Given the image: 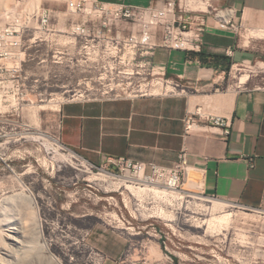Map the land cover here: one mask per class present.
<instances>
[{"label": "rangeland", "instance_id": "1", "mask_svg": "<svg viewBox=\"0 0 264 264\" xmlns=\"http://www.w3.org/2000/svg\"><path fill=\"white\" fill-rule=\"evenodd\" d=\"M112 1L0 0V27L11 22L24 24L27 11L42 8L52 12V26L56 30L52 35H42L48 40L43 46L27 51V62L19 76L13 78L7 74L1 79L0 251L3 252L7 230L12 227L21 229L25 225L26 230L21 229L26 234L25 242L15 248L14 259L6 258L9 264H104L105 253L93 245V238L99 234L128 238V252L138 251L152 264L155 261L162 263L166 260L159 245L149 241L148 232L156 228L161 245L172 257L171 264H264V208L226 203L206 197L201 189H188L186 184L192 170L189 166L179 188L173 190L178 193L174 194L165 186L147 187L128 181L120 177L119 168L109 162L110 159L96 166L62 145L59 138L60 111L64 103L72 101L73 94L65 93L61 85L78 90L100 87L97 74L91 81L85 72L86 66L71 69L72 59H80V56L70 44L75 43V39L66 31L72 23H81L85 18L71 14L68 5L71 2L93 5ZM169 1L176 3V17L186 20L207 11L219 0H153V5L163 9ZM95 24L97 26L99 22L95 20ZM113 27L112 32L119 31L123 36L132 33L131 26L126 23ZM247 29L242 31L246 40L253 37L264 41V33L260 31L263 28ZM110 46L113 51L112 44ZM56 50L65 52L61 64L53 61L52 53ZM47 53L51 58L43 63ZM97 55L99 52L93 54L94 60ZM12 65L13 62L8 64ZM251 72L234 70L229 84L241 83L240 79L245 75L264 77V70L258 67ZM156 82L159 85L151 90L148 88L149 95L135 96L132 90L138 89L140 84L135 78L122 85L107 78L103 83L121 94L120 99L88 100L91 97L84 95L75 101L112 102L169 95L180 90L164 85L161 79ZM143 84L145 90L147 83ZM55 140L60 142L59 146ZM178 162L165 169L174 171ZM198 176L197 173L191 179L200 183ZM126 184L137 189L147 188V191H129ZM160 190H165L166 195ZM134 195L140 196L142 202ZM204 200L226 206L224 211L234 214L232 227L222 228L220 232L208 231L207 225L197 228L198 219H210L213 214L211 204Z\"/></svg>", "mask_w": 264, "mask_h": 264}, {"label": "crops", "instance_id": "2", "mask_svg": "<svg viewBox=\"0 0 264 264\" xmlns=\"http://www.w3.org/2000/svg\"><path fill=\"white\" fill-rule=\"evenodd\" d=\"M110 4L148 7L153 0H113ZM229 6L238 11L243 30L264 29V0H219L214 7ZM152 62L169 82L180 85L177 93L112 102H66L60 111L62 145L96 166L107 159L124 158L171 168L186 153L188 166L199 174L203 195L264 208V77L250 75L245 82L229 84L234 70H264L263 39L246 40L242 32L222 31L207 16L201 53L158 49ZM242 65L246 68L238 70ZM215 119L223 125H215ZM148 234L166 260L155 263L171 264L157 229ZM128 241L99 234L93 245L105 253L104 264H152L146 255L128 252Z\"/></svg>", "mask_w": 264, "mask_h": 264}, {"label": "built area", "instance_id": "3", "mask_svg": "<svg viewBox=\"0 0 264 264\" xmlns=\"http://www.w3.org/2000/svg\"><path fill=\"white\" fill-rule=\"evenodd\" d=\"M175 8L174 1H169L163 9L154 5L136 7L110 3L93 5L69 3L68 10L71 14L83 15L85 18L81 23H72L66 31L69 37L75 39V43L70 44L75 46L80 56V59H72L71 69L74 70L75 66H86L85 72L90 75L91 81L96 78L97 74V82L100 87L103 86V89L87 87L84 90H78L69 88L68 85H61L64 92L73 94L72 101L84 95L91 97L88 100L120 99L121 94L103 83L107 78L118 81L120 85L126 80L135 78L140 82L138 89L132 90L135 96L149 95L148 88L151 90L153 86L159 85L156 79L163 80L164 85L177 90L180 85L169 82L166 75L161 74V71L153 65L152 58L158 49L190 54L201 53L203 34L207 29V16H212L215 25L222 31L235 33L243 31L238 11L234 7L219 8L210 5L207 11L200 12L189 21L182 17L177 18ZM88 18H91V21ZM52 19L53 15L50 10L37 8L27 11V22L24 24L11 22L0 27V84H3L1 79L4 75L8 74L13 78L20 75L23 64L27 62L26 56L29 49L41 47L43 43L48 42L47 39L42 38V35L56 32L52 26ZM95 20L99 22L97 26ZM119 23L130 25L132 33L123 36L119 31L112 32L114 31L113 26H118ZM260 31L264 33V29ZM28 37L32 38L28 39ZM110 44H112L113 51H111ZM97 52L99 55L94 60L93 54ZM52 54L54 63L61 64L65 52L56 50ZM227 54L230 57L233 56L232 51H228ZM50 58L51 56L47 53L42 62L47 63ZM10 61L13 62L12 66H8ZM100 63H103V66H100ZM237 68L240 70L246 67L242 65ZM143 83H147L145 90L142 88ZM14 89L13 83L12 90ZM214 123L217 126L223 125L221 119H215ZM109 162L118 167L121 173V176L111 174L114 177L120 176L140 185L165 186L170 190L179 188L188 166L186 153L180 156L174 171L158 165L134 163L124 158L110 159ZM91 168L93 169L94 166Z\"/></svg>", "mask_w": 264, "mask_h": 264}, {"label": "bare ground", "instance_id": "4", "mask_svg": "<svg viewBox=\"0 0 264 264\" xmlns=\"http://www.w3.org/2000/svg\"><path fill=\"white\" fill-rule=\"evenodd\" d=\"M248 78H249V76L245 75V76H243V78H241V81L245 82ZM55 143L58 146L60 144V142L56 141V140H55ZM195 171L193 169L190 171V173H189V181H187L188 183L186 184V187L188 189H190V190L201 189L200 188L201 187L200 184L198 182H196V181H193L191 179L192 176L197 174ZM125 187L129 191H130V189H132V191H134V189L135 190H140V191H137V192L147 191V188H144V189L139 188V189H137V188H133L134 186L129 185V184H126ZM147 187H148V185H147ZM158 192H159V190H158ZM163 192H165V190L161 191V193H163ZM170 193H174L175 194V193H178V192L172 190V191H170ZM137 194H139V193H137ZM163 194H165V193H163ZM134 196H137L138 199L140 200V201L139 200L138 201L142 202L141 199H140L141 198L140 196H138V195H134ZM204 201L205 202H209L211 204V209L213 211V214H212L210 219H198L200 222H199V225L196 226L197 228L201 229L203 226L207 225L208 226V231L210 230V232H220V230L222 228L232 227L231 225L234 222V214L233 213H229L231 211L226 213L224 211L226 206L220 204V202L217 203V202L212 201V200H204ZM139 207H140V210H141V208H142L141 205ZM217 214H218V216H217ZM153 217H155V216H153ZM201 224H203V225H201ZM19 228L12 227V228L7 230V233L4 236V242H3V245H2L3 252L0 251V264H9V260H6V258H13L14 259V257H13L14 253L13 252H14L15 248L23 246V242H25V237H26V234L24 232L26 230L25 229L26 226L24 225V227L21 228L24 231H22ZM204 230L206 231L205 233H207V230L206 229H204ZM1 243H2V241H1Z\"/></svg>", "mask_w": 264, "mask_h": 264}]
</instances>
